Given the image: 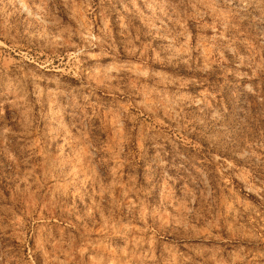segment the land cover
I'll use <instances>...</instances> for the list:
<instances>
[{"label": "rangeland", "instance_id": "1", "mask_svg": "<svg viewBox=\"0 0 264 264\" xmlns=\"http://www.w3.org/2000/svg\"><path fill=\"white\" fill-rule=\"evenodd\" d=\"M0 264H264V0H0Z\"/></svg>", "mask_w": 264, "mask_h": 264}]
</instances>
